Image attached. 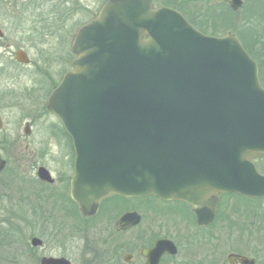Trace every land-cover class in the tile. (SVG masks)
I'll return each mask as SVG.
<instances>
[{"label": "water", "instance_id": "water-1", "mask_svg": "<svg viewBox=\"0 0 264 264\" xmlns=\"http://www.w3.org/2000/svg\"><path fill=\"white\" fill-rule=\"evenodd\" d=\"M230 3L238 9L242 0ZM72 51L73 69L48 108L73 140L71 196L85 214L111 194L157 196L189 204L209 223L220 193L264 198L254 161L264 156V86L237 36L206 34L153 0H107L78 28ZM15 57L29 62L23 50ZM140 220L126 213L118 229ZM176 251L161 239L142 254L158 264Z\"/></svg>", "mask_w": 264, "mask_h": 264}, {"label": "flooded vegetation", "instance_id": "flooded-vegetation-1", "mask_svg": "<svg viewBox=\"0 0 264 264\" xmlns=\"http://www.w3.org/2000/svg\"><path fill=\"white\" fill-rule=\"evenodd\" d=\"M105 1L107 0H104L103 3ZM153 1L155 8H172L180 12L195 28L209 34L207 21L199 16V8L195 7V1ZM257 1L261 14L258 19L259 28L263 30L260 42L264 45V0ZM230 2L231 0H216L215 4L222 9L226 8L238 13L246 5L247 0H242L238 9H233ZM103 3L89 20L97 16ZM5 10H7V2L0 0V16ZM238 18L240 21L242 17ZM243 19L247 22L245 18ZM50 28L61 30L63 26ZM78 28L71 36L69 53L66 54L64 60L66 63L68 60V69L64 70L57 80L55 79L57 70L55 74H52L47 67L44 75L35 76L30 81V85L25 88L27 92L34 91L33 94L28 95L24 94L23 89L6 91L7 87L8 89L19 87L17 83L19 77L11 79L8 86L5 79L8 67L1 62L3 55L1 53L5 48L2 44L4 33L0 27V157L4 161V166L0 169V223L23 225L26 222L31 224L34 230L26 243H22V238L17 237L19 255L24 254L26 247V251H30L32 254L33 264H42V260L49 257L68 259L64 251L68 250L72 238L79 237L83 242L85 240L84 246L89 250H95V243L104 245L102 257L105 262L112 263L108 251L117 248L113 264H146L147 259L142 254L143 249L153 248L161 239H169L174 242L177 251L176 253H164L158 264H263L260 254V251L263 252L261 246L263 240L262 218H243L241 222V220L231 218L228 214L229 200L233 197L239 196L251 201L256 200L254 198L237 193H220L215 217L209 223H201L194 213L193 207L189 204L180 200L166 201L157 196L126 197L111 194L99 202L95 214L87 215L81 210L71 196V181L75 165L73 140L61 121L48 108L51 93L60 84L64 75L73 69L72 61L76 55L72 51V40ZM18 50L25 51L29 57L24 48L16 49L13 52V57L18 65L31 66L30 58L29 62L25 63L15 57ZM2 77H4V87L6 88H2ZM262 84L264 85L263 81ZM12 91L15 93L12 94ZM11 94L14 95L13 98ZM13 109L17 110L13 111ZM20 111L36 114V119L26 117L18 126L9 128L7 113ZM45 116H52L55 121L48 125L47 137L34 138L38 125L45 124L46 121L41 122ZM53 145L58 147V154H55ZM41 169L46 170L43 174L47 178L41 176ZM19 183L26 185L19 186ZM147 198H154L167 206H182L188 210L190 215L155 219L157 221L155 223L157 226H155L161 233L152 234L151 223L147 222L143 228L140 226L144 219L136 205L137 200L142 201ZM169 210L173 211L172 208ZM129 212H139L140 222L127 229L119 230L120 217ZM3 214H7L8 217L3 218ZM97 221L105 223L102 231H95L94 224ZM15 230L17 231V229ZM136 230H139L138 234H136ZM101 232L106 235L97 239L93 238L95 233ZM127 233H130L129 241L134 246L130 248L126 246L128 250L119 252L120 245L116 244L118 237H123ZM135 236L138 238V243H135ZM114 237L117 238L116 242ZM33 239H38V241L33 242ZM249 242L251 243L250 247H248ZM20 243L22 246L19 245ZM58 251L62 252L56 254Z\"/></svg>", "mask_w": 264, "mask_h": 264}, {"label": "rangeland", "instance_id": "rangeland-1", "mask_svg": "<svg viewBox=\"0 0 264 264\" xmlns=\"http://www.w3.org/2000/svg\"><path fill=\"white\" fill-rule=\"evenodd\" d=\"M6 0L7 10L0 16V27L4 33L2 38V44L5 49L2 53V61L6 64L7 71L5 72V79L7 84L11 83L10 80L14 77H19L17 83L18 88L6 89L19 91L23 89L24 94H33L34 91L27 92L25 88L29 86L30 81L39 74L44 75L47 67L49 72L55 74L59 79L61 73L67 70V63L65 60L66 54L69 53V45L71 36L74 31L82 24L88 21L93 13L100 7L104 0ZM195 1V7L199 8V16L207 21V29L209 34L224 35L233 32V34L239 37L242 44L249 47L253 54V58L259 65L261 72V80L264 83V45L261 44L263 30L259 28V13L258 1L247 0L246 5L238 12L235 13L230 9H222L216 6V0H193ZM205 2V5H204ZM238 17H242L239 21ZM245 18L247 22L244 21ZM219 21V22H218ZM209 22V23H208ZM212 23V24H211ZM61 30H52L50 27H60ZM32 29V30H31ZM264 29V28H263ZM214 31L213 33H211ZM19 47L24 48L31 59V66L26 67L24 65H18L13 57V52ZM5 53V54H4ZM69 56V55H68ZM38 66V67H37ZM41 69V70H40ZM61 71V72H60ZM3 87L5 85L4 77H2ZM12 94L15 92L12 91ZM11 94L13 98L14 95ZM17 109H13L15 111ZM36 114H29L25 112H13L7 113L8 127L18 126L24 121L26 117L36 119ZM45 124L38 125L37 133L34 138L47 137L49 131L48 125L55 119L52 116H45L41 122ZM23 127V125H22ZM21 127V128H22ZM51 132V131H50ZM54 132V131H52ZM51 132V133H52ZM39 147V146H38ZM55 154H58V147L53 145ZM57 152V153H56ZM262 171L264 169V159L257 163ZM16 184V183H15ZM26 185V184H20ZM136 205L139 211L143 214V223L140 225L142 228L147 222L151 223V233L160 234L155 224L163 217H176L189 216L190 213L184 207L179 205H165L154 198H147L142 201H136ZM170 208L173 209L169 210ZM10 213V212H8ZM139 213V212H137ZM140 214V213H139ZM231 218L236 220L255 219L262 218L263 221V233H262V248L263 252L260 254L264 264V198L261 200H248L239 196L233 197L229 200V212ZM8 217L7 214H3V218ZM148 220V221H147ZM21 223V222H19ZM156 225V226H155ZM105 227V223L100 221L94 224L95 231H102ZM19 228V229H18ZM141 228V229H142ZM17 229V231L15 230ZM138 234L139 230H136ZM34 233L31 224L26 222L23 225H13L11 223H0V264H33L32 254L26 251L24 248V254L21 256L17 251V237L22 238V243ZM17 235V236H16ZM106 234L99 233L93 235L95 239L104 237ZM125 236L118 237L119 252L128 250L131 246L129 241L130 233L124 234ZM132 238V237H131ZM138 243V238H136ZM116 242L117 238L114 237ZM15 241V242H14ZM22 243L19 245L22 246ZM85 240L72 238L71 244L68 250L64 251L69 260L73 264H113L115 260L116 249L109 250L108 253L111 257L112 263L104 261L102 254L104 245L92 244L95 250H89L84 246ZM137 245V244H136ZM251 243L249 242V246ZM260 246V249H261ZM111 251V252H110ZM58 251L56 254H59ZM21 253V252H20ZM122 255H124L122 253Z\"/></svg>", "mask_w": 264, "mask_h": 264}, {"label": "trees", "instance_id": "trees-1", "mask_svg": "<svg viewBox=\"0 0 264 264\" xmlns=\"http://www.w3.org/2000/svg\"><path fill=\"white\" fill-rule=\"evenodd\" d=\"M215 34V33H214ZM245 46V45H244ZM245 48L247 49V51L253 56V54H252V52H251V49L249 48V47H247V46H245ZM254 57V56H253ZM260 76H261V72H260ZM261 78H262V76H261ZM262 159H264V157H262V158H260V159H257L256 160V163H258L260 160H262ZM257 166L259 167V165L257 164ZM259 169H260V167H259ZM262 172L264 173V169L262 170ZM256 200H260V199H256ZM262 200V199H261Z\"/></svg>", "mask_w": 264, "mask_h": 264}]
</instances>
